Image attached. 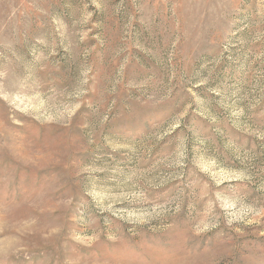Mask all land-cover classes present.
Masks as SVG:
<instances>
[{"label":"rangeland","instance_id":"1","mask_svg":"<svg viewBox=\"0 0 264 264\" xmlns=\"http://www.w3.org/2000/svg\"><path fill=\"white\" fill-rule=\"evenodd\" d=\"M0 264H264V0H0Z\"/></svg>","mask_w":264,"mask_h":264}]
</instances>
